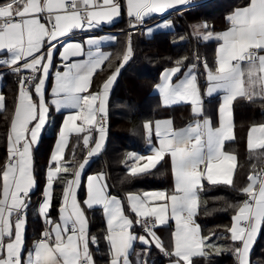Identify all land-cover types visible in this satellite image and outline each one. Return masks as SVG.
I'll return each mask as SVG.
<instances>
[{"label": "snow or ice", "instance_id": "snow-or-ice-1", "mask_svg": "<svg viewBox=\"0 0 264 264\" xmlns=\"http://www.w3.org/2000/svg\"><path fill=\"white\" fill-rule=\"evenodd\" d=\"M188 4L189 0H126L124 7L135 28L146 17ZM121 12V0H0V56H6L0 58V69H7L0 71V79L8 75L17 77V98L6 135L7 157L0 164V264H96L90 245H98L99 239L91 235L86 215L95 206L102 207L106 216L103 239L109 264H133V254L136 264H146L142 254L135 253L137 242L143 246L145 256L155 247L169 258L170 264H210L213 255L207 249H214L215 256L227 251L237 264H250L251 249L258 235L264 233V168L255 171L253 165L246 186L238 190L245 199L229 205L235 210L228 229L230 248L222 249L210 242L211 237L202 236L196 217L204 181L236 190L237 158L223 150L226 141L235 139L234 102H251L257 96L264 101V0H247L245 6L227 17L230 27L226 31L213 33L207 24L192 26L198 39L218 42L214 70L197 56L188 65L178 61L162 75L157 88L163 102L190 103L194 120L179 130L172 127L171 120L157 121L154 128L152 122H145L150 154L128 153L125 179L153 175V170L169 157L173 190L129 193L121 200L109 193L104 175L98 174L86 177V198L81 201L77 190L85 168L104 147L110 90L132 55L130 37L122 62L98 91H90L93 78L110 61L111 54L100 50L101 39L96 37L86 40L87 58L83 60H72L85 55L82 43L62 45L59 57L64 70L55 72L50 103L46 99V82L62 38L70 39L74 30L113 23ZM171 26L170 20H162L156 27ZM147 31L151 33L153 29ZM110 39L114 41L116 37ZM198 66L203 67L206 76L203 94L197 79ZM184 67L187 70L182 72ZM173 77H178V82L174 83ZM218 93L219 126L214 127L205 115L203 96L212 98ZM64 109L73 111L59 130L46 170L42 199L36 208L37 218L46 227L41 239L28 248L25 233L31 193L38 186L33 148L51 111L59 113ZM6 110V97L0 93V112ZM153 130L158 145L152 144ZM70 134H75L78 141L82 139L87 150L86 158L74 170L64 162ZM247 147L264 149V124L249 129ZM56 184L61 185L62 194L58 220H53ZM170 221L175 222V230L171 233L170 250H166L157 232Z\"/></svg>", "mask_w": 264, "mask_h": 264}, {"label": "trees", "instance_id": "trees-1", "mask_svg": "<svg viewBox=\"0 0 264 264\" xmlns=\"http://www.w3.org/2000/svg\"><path fill=\"white\" fill-rule=\"evenodd\" d=\"M247 0H198L194 6L181 11V15L173 12L169 15L173 27L167 30H157L150 36L141 31H134L131 35L132 55L130 60L121 69L117 82L108 99V128L107 143L104 151L89 164L86 173L104 169L107 172L110 190L123 195L128 191H142L148 188L170 186V170L168 161L164 160L153 170L154 174L139 179L126 180L127 171L125 159L133 150H141L146 142L144 123L162 116L173 119L176 127L187 123L192 115L187 104L163 106L160 96L154 91L159 82L161 72L174 67L178 61L185 65L194 62V51L212 66L214 60V47L216 41L203 42L193 34V25L207 24L209 30L220 31L229 26L227 17L240 6H245ZM127 34L120 33L116 43L110 45L112 54L110 61L93 78L90 91L99 89L102 82L119 65L125 46ZM186 67L182 68L184 70ZM14 75L6 79L3 92L7 101V110L0 114V142H5L9 117L13 111L17 85ZM202 76V72L200 77ZM202 79V77H201ZM235 139L225 142L224 149L236 155L237 168L234 173L235 189L226 186H212L204 184L201 191V203L196 217L203 236L216 235V242L222 249L230 248L232 241L228 229L232 223L235 210L229 205L242 203L245 197L239 189L246 186L247 176L259 171L264 165V149L249 150L247 147V132L250 126L264 123V101L261 99L238 100L235 104ZM55 131L44 134L38 145L34 148V169L38 186L31 195V208L28 213L26 232L27 247H32V241L37 238L43 228L41 219L36 216L37 204L45 185L46 170L49 155L56 136ZM75 149V152H73ZM72 151V152H71ZM85 149L81 140H70L66 155H72V170L84 155ZM70 178V177H69ZM61 185L56 184L51 210V217L55 218L61 204ZM89 231L92 236L99 239L98 245H90L96 264H109L107 244L103 239L106 225L100 209L88 211ZM172 224L160 227L158 234L164 246L170 250ZM98 249V250H97ZM154 264H164L169 259L153 248ZM210 264H237L233 255L224 251L222 255L215 256ZM251 264H264V233L258 238L251 250ZM197 264H209L198 261Z\"/></svg>", "mask_w": 264, "mask_h": 264}, {"label": "crops", "instance_id": "crops-1", "mask_svg": "<svg viewBox=\"0 0 264 264\" xmlns=\"http://www.w3.org/2000/svg\"><path fill=\"white\" fill-rule=\"evenodd\" d=\"M198 3V0H189V4L188 5H185V6H176L175 8H172V9H168L165 13L163 14H153L152 16L150 17H146L145 18V26L143 27V29L139 30L141 31L145 36H150L152 35L155 31L157 30H160V29H163V28H157L156 26L158 24L161 23L162 20L164 21H168L170 20L169 19V15L172 14L173 12H176V11H183L184 9L186 8H189L191 6H194ZM121 4H122V12H121V15L120 17L116 18L115 21L113 23H101L100 26L98 27H94V28H85L83 30H74L73 34L71 35V38L70 39H64L62 38L60 41H59V44H58V51L56 53V56H55V60H54V67H52L50 69V73H49V76H48V79H47V82H46V99L48 100V102L50 103L51 102V99H53V96H52V88L55 86V72L57 70L59 71H63V67H62V61L59 57V52L60 51H63V47L62 45L66 44V43H69V42H80L84 45V52H85V55L84 56H80V57H73L72 60H83V59H86V53L88 51V47L86 45V40L90 37H96V38H99L101 39V45H100V50L103 51V52H107V53H110L112 54V48L110 47V45L116 43L117 39H118V36L120 35V33H123V32H126L127 34V37H126V41H125V46H124V50H123V54L124 52L126 51V48L128 46V43H129V37H130V43H131V35L134 31H130L128 28H127V21L132 19L130 18L128 15H127V11H126V7H124V5H126V0H121ZM243 6H240V7H237L235 8L232 13L238 9V8H241ZM231 13V14H232ZM171 21V20H170ZM201 24V23H200ZM171 25H172V22H171ZM173 25L169 28H172ZM230 27V24L228 27L220 30V31H212L213 33H220V32H223V31H226L228 30V28ZM153 29V31L151 33H148L147 29ZM168 28V29H169ZM209 30V29H208ZM111 37H116V39L113 41L111 40L110 38ZM201 41H203L202 39H200ZM210 41H215V40H210ZM205 42V41H203ZM217 46H218V42L216 41L215 43V47H214V60L212 62V66L209 65L210 68H212L213 70L215 69V59H216V49H217ZM123 54H122V57H123ZM197 53L194 51V54H193V58H194V62H195V58L197 57ZM0 58H6V56H0ZM201 62L205 61L203 58L200 59ZM107 62V61H106ZM105 62V63H106ZM121 62H122V59H121ZM120 62V63H121ZM119 63V64H120ZM119 66V65H118ZM116 66V68L118 67ZM103 67V66H102ZM115 68V69H116ZM172 67H169V68H166V69H170ZM115 69L109 74V76L115 71ZM164 69L162 72H161V75H160V79H159V82L155 85L154 87V91L157 92L159 94V91H158V88L157 86L161 84L162 82V75L164 73V71L166 70ZM187 68H185L183 71H186ZM0 71H7V69H0ZM202 72V79L200 77V74ZM259 75V73H258ZM10 77V75L8 76H4L2 79H0V93H2L4 95V92H3V87L6 83V79ZM178 77L179 78H182V74H178ZM178 77H173V82H178ZM108 78V77H107ZM106 78V79H107ZM105 79V80H106ZM197 79H198V83H199V86L201 88V92L202 94L204 93L205 89H206V76H205V72H204V69L202 66H198L197 68ZM104 80V81H105ZM103 81V82H104ZM102 82V83H103ZM102 85V84H101ZM114 86H112L111 90H110V93H109V96L112 92V89H113ZM100 89V87H99ZM98 89V90H99ZM97 90V91H98ZM256 91L259 92L260 91V85L257 84L256 85ZM96 92V91H94ZM5 96V95H4ZM160 96V94H159ZM220 97H221V94H215L212 98H208L206 95L203 96V99H204V112H205V115L207 117H209L211 119V122L213 124L214 127H218L219 126V114H218V107H219V103H220ZM16 98H17V92H16V95H15V102H16ZM257 99H260L259 96H257L254 100H257ZM238 100H246V99H238ZM235 101L234 102V108H233V116H232V122H233V127H234V136H235V122H236V118H235V104L238 102ZM160 101H161V104L163 106H171V105H177V104H187L189 106V110H190V113L192 115V118L187 122L185 123L183 126H179V127H176L175 124H174V121L171 117L169 116H162V117H159V118H155L151 121H147V122H152L153 124V128H154V125H155V122L157 121H164V120H171L173 122L172 124V127L176 130H179V129H182V128H185L187 127L190 123L193 122L194 120V116H193V113H192V110H191V104L190 103H186V102H181V103H176V104H165L163 102V99L162 97L160 96ZM15 105V103H14ZM14 110V108H13ZM70 111H73V110H67V109H64V110H61V112L57 113L55 112L54 110L51 111L50 113V116H49V120L45 126L44 129H42L41 131V135H40V139L41 137L44 135V134H48V133H51L53 131H55V125L58 124V126L56 127V136H55V140H54V143H53V146H52V149H51V152H50V155H49V159H48V166L50 165L51 163V154L52 152L55 150V144H56V141L58 139V133H59V130L63 124V120L66 118V116L69 114ZM1 114V112H0ZM13 116V111L9 117V122L11 120ZM259 124H264V123H259ZM259 124H254V125H259ZM253 126V125H252ZM250 126L249 129L252 127ZM249 129H248V132H249ZM10 130V127H9V123H8V128H7V133L8 131ZM248 132H247V137H248ZM7 135V134H6ZM93 135H95V133H93ZM145 135H146V131H145ZM107 130H106V138H105V141H104V147L103 149L101 150V152L91 158V162L92 160H94L95 158H97L105 149L106 147V143H107ZM77 139V136L75 134H70L69 136V142L70 140H75ZM40 141V140H39ZM227 142V141H226ZM39 143V142H38ZM81 144H82V139H81ZM152 144L154 145H158V140L156 139L155 137V134H154V130H153V136H152ZM38 145V144H37ZM36 145V146H37ZM69 145V144H68ZM83 145V144H82ZM34 146V148L36 147ZM91 147V145H90ZM34 148H33V165H34ZM150 145L148 144L147 142V138H146V142H145V145L144 147L141 149V150H133V151H130L129 153H138V154H141V155H148L150 154ZM66 150L67 148L65 149V155H64V162H66L70 169L72 168V164H70V162L72 161V159H69L70 156L72 155H69V157H67L66 155ZM224 151H226L225 149H223ZM257 150V149H256ZM254 151V150H253ZM72 152V151H71ZM228 153H231L233 155H235L233 152H229V151H226ZM87 156V150L85 149V152H84V155L83 157L78 161L76 162V165L75 167L73 168V170L78 166L79 163H82L84 161V159L86 158ZM236 156V155H235ZM7 157V150H6V139H5V142L3 143V141L0 142V164H3L5 162V159ZM126 159H127V156H126ZM125 159V161H126ZM165 160L168 161V167H169V170H170V175H171V180H170V186L169 188L167 187H156V188H148V189H144L142 191H128L126 193H124L123 195H118L117 193L113 192L110 190V187L108 188V191L111 195L113 196H117L118 198H120L121 200H124V198L129 194V193H143L145 191H157V190H164V191H169L171 192L173 190V187H174V176L171 172V162H170V158L169 157H166ZM90 162V163H91ZM264 167V165L262 166ZM88 166L85 168V171H84V177L82 179V184H81V187L77 190L78 192V199L79 200H84L86 198V189H87V182H86V177L87 176H90V175H98V174H103L104 177H105V180H106V183L109 185V181H108V176H107V172L102 169V170H98V171H94V172H91V173H86V170H87ZM260 171V170H259ZM71 178V177H70ZM207 183V181H204V184ZM45 186V185H44ZM32 195V193H31ZM42 199V195H41V198H40V201ZM39 201V202H40ZM201 203V192L199 193V205ZM100 209L102 211V207L100 206H95L93 209ZM91 210V209H90ZM88 211H86V215H87V219L89 221V217H88ZM103 213V211H102ZM104 216V220H105V225H106V216L103 214ZM233 217V216H232ZM53 220H58V213L56 215L55 218H52ZM172 224V232L175 230V222L174 221H170L169 224ZM232 225V223H231ZM168 226V225H167ZM44 227H46V225L43 224V228L39 234V236L37 238L34 239V241H32V246L34 244V242L38 241L39 240V237L40 235L42 234L43 230H44ZM163 227V226H162ZM231 227V226H230ZM138 233L139 232V228H137L136 230ZM26 232H27V229H26ZM157 235L159 236L158 232H157ZM230 235V234H229ZM160 237V236H159ZM25 238H26V233H25ZM162 240V239H161ZM155 247H152L151 249H153ZM156 249V248H155ZM166 250H169L165 247ZM252 250V249H251ZM135 253H141V259H144L146 260V264H154V261H153V257H152V253H148L146 256L143 254V246L137 242L135 244ZM163 255V254H162ZM250 256H251V253H250ZM136 255L133 254L132 257H131V260L133 262V264H136ZM164 264H170V260L167 259ZM250 264H251V257H250Z\"/></svg>", "mask_w": 264, "mask_h": 264}, {"label": "built area", "instance_id": "built-area-1", "mask_svg": "<svg viewBox=\"0 0 264 264\" xmlns=\"http://www.w3.org/2000/svg\"><path fill=\"white\" fill-rule=\"evenodd\" d=\"M176 13L178 14V15H181V11L179 10V11H176ZM133 23H134V21L132 20V19H130V20H128L127 21V28L130 30V31H138V30H141V29H143V27L145 26V21H144V23L141 25V26H139V27H133ZM27 74V73H26ZM13 80L15 81V83H16V85H17V77L16 76H13ZM25 87H27V85H25ZM108 117H107V119H106V130H107V128H108ZM262 168H264V167H262ZM44 230H45V227H44ZM43 230V231H44ZM139 232H141V230L139 229ZM142 234V233H141ZM41 239V235H40V237H39V240Z\"/></svg>", "mask_w": 264, "mask_h": 264}, {"label": "rangeland", "instance_id": "rangeland-1", "mask_svg": "<svg viewBox=\"0 0 264 264\" xmlns=\"http://www.w3.org/2000/svg\"><path fill=\"white\" fill-rule=\"evenodd\" d=\"M168 28H163V30H167ZM120 73V72H119ZM119 75V74H118ZM117 78H118V76H117ZM116 82H117V79H116V81L114 82V84H113V86L116 84ZM197 223V222H196ZM202 235V234H201ZM203 236V235H202ZM204 237H211V243L212 244H214V245H216V246H219V247H221L220 246V244L219 243H217L216 242V235H211V236H204ZM207 251H209L211 254H214V249H207Z\"/></svg>", "mask_w": 264, "mask_h": 264}]
</instances>
